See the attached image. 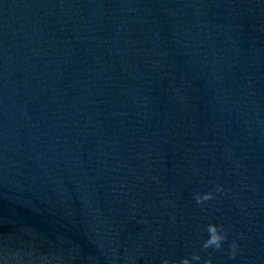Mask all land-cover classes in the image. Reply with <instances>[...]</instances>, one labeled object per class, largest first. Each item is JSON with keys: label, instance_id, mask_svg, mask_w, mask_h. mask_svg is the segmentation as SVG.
<instances>
[{"label": "water", "instance_id": "water-1", "mask_svg": "<svg viewBox=\"0 0 264 264\" xmlns=\"http://www.w3.org/2000/svg\"><path fill=\"white\" fill-rule=\"evenodd\" d=\"M0 264H264V0H0Z\"/></svg>", "mask_w": 264, "mask_h": 264}]
</instances>
